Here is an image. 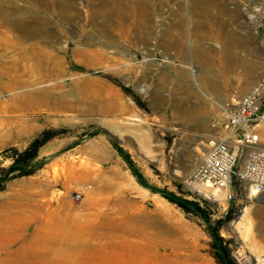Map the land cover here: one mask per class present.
Listing matches in <instances>:
<instances>
[{"label": "rangeland", "instance_id": "obj_1", "mask_svg": "<svg viewBox=\"0 0 264 264\" xmlns=\"http://www.w3.org/2000/svg\"><path fill=\"white\" fill-rule=\"evenodd\" d=\"M68 4L74 13L62 0H0V63L31 42L59 59L41 76L50 61L24 52L21 82L0 87V169L39 130L67 127L33 173L0 178V264H215L201 226L140 183L113 142L149 184L190 190L184 174L226 130L223 102L264 74V0H150L144 22L128 11L120 26L98 0ZM76 46L92 53L76 57ZM258 100L264 111V89ZM252 126L263 142L264 122ZM207 199L213 215L231 210L221 234L235 258L264 264V219L242 221L254 199L247 183L232 172Z\"/></svg>", "mask_w": 264, "mask_h": 264}, {"label": "built area", "instance_id": "obj_2", "mask_svg": "<svg viewBox=\"0 0 264 264\" xmlns=\"http://www.w3.org/2000/svg\"><path fill=\"white\" fill-rule=\"evenodd\" d=\"M264 89V74L236 101L225 100L223 111L228 129L218 138L209 139L207 147L190 165L183 177L184 185L191 191L210 198L214 190L226 187L232 172L247 183L253 192L264 193V147L259 146V131L252 126L264 122V111L259 107V96ZM230 132L235 143L246 147L243 163L234 171L236 152L229 146ZM229 192L226 197H230Z\"/></svg>", "mask_w": 264, "mask_h": 264}, {"label": "trees", "instance_id": "obj_3", "mask_svg": "<svg viewBox=\"0 0 264 264\" xmlns=\"http://www.w3.org/2000/svg\"><path fill=\"white\" fill-rule=\"evenodd\" d=\"M119 85L138 106H144L143 100L140 99L134 90L121 83ZM66 130L67 127L65 126H47L34 134L21 149L11 148V151L4 155L5 157H9L10 161L4 168L0 169L2 172L0 178L11 170L14 171L9 175L10 177L33 173L40 167V163L36 162L35 158L43 148L45 142L50 138L61 136ZM97 131L105 130L97 127L94 132ZM113 144L118 153L128 163V166L140 183L157 191L168 202L178 208L186 218L201 226L207 235L206 250L214 259L215 264H241L233 254L234 241L232 237L221 234L224 221L231 215L230 209L223 214L213 215L214 204L211 201L193 191L181 188L179 183H175L177 191L149 184L145 176L138 170V167L131 159L129 152L115 142Z\"/></svg>", "mask_w": 264, "mask_h": 264}, {"label": "bare ground", "instance_id": "obj_4", "mask_svg": "<svg viewBox=\"0 0 264 264\" xmlns=\"http://www.w3.org/2000/svg\"><path fill=\"white\" fill-rule=\"evenodd\" d=\"M53 1H55V0H52V2ZM62 1L65 3V5H68V8L66 9L67 12L65 14L70 13V11H72L74 13L73 8L70 7L69 4H68L69 2H72V0H62ZM124 1L125 0H98V5L99 6L96 7V8L102 12V14L100 13L101 15H103L104 17L109 18L112 21V23L115 24V25H119L118 23H121V20H122L124 14L127 13L128 11L133 12V14L135 15L136 21L139 20L140 23L144 22L146 8H147L146 4H148L150 2V0H130V2L128 4H126V5H125ZM94 10H96V9H94ZM117 27H116V29H117ZM11 43L13 45H15V44L17 45L18 40L15 38V39H13L11 41ZM11 43H9V44H11ZM24 47H25V49L23 47H20V48L18 47L17 51H15L16 53L14 52V57L10 61H8L7 63H0V76H4L6 78V82L5 83H3V81L0 82V87L7 86V88L8 87L13 88L14 85H17L19 82H21L22 77H23L22 75L24 73V69H23L22 63H20V59H21V56L24 54V52L27 55L35 54L37 56L38 54H42V56L44 58H46L48 61H50V64L45 69L43 67L44 71L41 68L42 66L40 67L39 72H40L41 76H44V75L47 76V75L51 74V72L53 71V68H54V64L57 61H59L58 57H55L51 53L50 49L46 50V49L40 48L37 45V43L31 42V43H29V45H24ZM90 49H88L86 46H76V47L73 48V53L76 55V57H80L81 58V57L89 55ZM95 52H97V50ZM90 53H92V52H90ZM91 56H92V54H91ZM98 57H100V56H98ZM98 57H97V59H98ZM101 59H103V57ZM55 67H57V66H55ZM32 96H33L32 93H29V94L25 95V97H28V98L32 97ZM27 102H29V101H27ZM31 102H32V100L30 101V103ZM168 264H179V263H177L176 261L175 262L171 261Z\"/></svg>", "mask_w": 264, "mask_h": 264}, {"label": "crops", "instance_id": "obj_5", "mask_svg": "<svg viewBox=\"0 0 264 264\" xmlns=\"http://www.w3.org/2000/svg\"><path fill=\"white\" fill-rule=\"evenodd\" d=\"M215 126H217V121H211L210 125L209 124L206 125L204 130L201 132L202 136L207 137L213 131ZM225 129L226 130L224 131V133L228 130L226 128V126H225ZM230 133L231 134H230V137L228 139L229 140V146H231L232 149L236 152L237 158L242 157V161H241V164H242L243 161L245 160V157H246V147L244 145L236 144L234 137H233L234 132H230ZM209 139H211V138H209ZM259 146L264 147V141L262 142L260 140ZM252 194L254 196V199H252L251 202L248 203L246 210H244L243 219H242V221L245 220L247 223L253 222L254 218L264 219V193L252 191Z\"/></svg>", "mask_w": 264, "mask_h": 264}]
</instances>
